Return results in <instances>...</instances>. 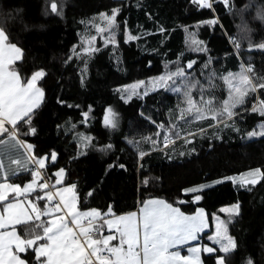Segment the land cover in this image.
<instances>
[{
    "label": "trees",
    "instance_id": "16d2710c",
    "mask_svg": "<svg viewBox=\"0 0 264 264\" xmlns=\"http://www.w3.org/2000/svg\"><path fill=\"white\" fill-rule=\"evenodd\" d=\"M256 2L260 4L264 0ZM234 3L242 8L248 0H234ZM116 7L122 11L117 15L121 28L115 43L99 42L96 52H82L89 22L100 13L110 14ZM249 11L251 14H246L242 21L222 4L216 8L225 31L241 45L237 51L229 35L219 28L197 27V21L209 18L208 11L194 10L188 0H72L62 18H45L43 0H0V26L6 27L10 41L23 50L22 61L16 62L18 72L24 76L40 68L46 72L45 78L38 82L45 90V100L36 110L38 115L33 117L37 134L20 137L34 146L33 156L46 157L44 177L54 183L55 171L64 167L65 180L77 183L80 195L96 189L93 196L83 201L86 208L106 212V206L111 204L114 212L122 215L137 211L144 199L159 198L174 203L179 197L191 201L193 194L186 195L182 191L184 187L212 182L225 175H239L256 167L264 172V137L246 136L248 131H260L257 126L264 117L258 113L244 115L241 110L242 118L237 122L240 131L236 132L217 125L210 117L197 121L194 113L178 119L180 110L187 108V104L180 94L165 88L144 96L135 95L127 103L121 99L123 86L175 71L177 62L186 67L189 60L197 62L193 65V75L204 85L205 99L210 98L209 94L219 100L226 98L227 86L219 76L238 73L249 62L253 68L248 73L250 78L264 77V50L249 47L250 42H264V20L254 10ZM125 24L131 34L141 38L125 42ZM161 24L168 29L166 35L157 31ZM194 39L204 41L210 49L208 55L216 61L210 65L216 74L211 81L214 88H208L209 70L204 69L201 75V66L208 56L193 51L197 47ZM82 70H85L83 85ZM192 95L199 101V88L193 89ZM255 95L246 98L248 108ZM89 106L91 112L85 118L81 113L88 112ZM113 106L121 118L116 129H109L103 118L105 111ZM142 112L156 124L142 117ZM209 122L216 131L208 126ZM160 123L165 127H157ZM200 128L204 129V135L199 134ZM166 131L174 142L167 151L163 143ZM176 132L179 137L174 135ZM189 132L196 133L195 138ZM78 133L93 138L89 147H84ZM143 137L155 140L156 146ZM186 139L191 144L185 143ZM108 144L112 148L101 151ZM193 146L195 151H190ZM141 150L146 153L142 159ZM52 151L58 157L55 167L48 158ZM110 164L125 167L110 169ZM20 176L25 182L31 179L30 173ZM145 180L148 182L143 183ZM235 203L240 204L241 215L228 223L229 235L238 242V248L229 257L230 264H245L249 257L254 264H264V181L252 186L251 191L223 182L203 190L200 201L174 203V206L188 215L203 208L213 226L216 214L228 222L229 215L220 210ZM210 234L211 231L204 234L202 239L207 241ZM207 256L204 253L202 259Z\"/></svg>",
    "mask_w": 264,
    "mask_h": 264
},
{
    "label": "snow or ice",
    "instance_id": "6c2138e0",
    "mask_svg": "<svg viewBox=\"0 0 264 264\" xmlns=\"http://www.w3.org/2000/svg\"><path fill=\"white\" fill-rule=\"evenodd\" d=\"M188 2L194 10L208 11L209 18L197 21V27H211L213 30L219 28L225 35L229 33L225 31V26L216 13L217 5L222 4L230 14L239 16L242 21L246 14H251L250 9L264 20V3L257 4L256 0H248L242 8L237 7L234 0H188ZM51 9L53 12L57 11L56 3L51 5ZM121 11V8L116 7L110 14H99L107 23L104 29L97 26V32L108 31V42L113 44L116 33L121 28L117 20V15ZM183 27L185 31H188L187 26ZM244 27L247 28L246 25ZM157 31L166 35L168 29L161 24L157 26ZM124 35L125 42L141 38L131 34L126 24ZM91 39L94 40L95 37ZM229 40L239 51L240 43L230 35ZM193 44L197 45L193 51L208 56L201 66V75L204 74V69H208V88H214L215 85L211 81L216 74L210 65L216 61L208 55L210 49L204 41L194 39ZM249 47L264 50V42L258 44L250 42ZM97 50L91 47L83 48L84 52ZM22 58V48L11 42L6 27L0 26V147L11 149L23 147L25 156L35 166L28 169L21 164L20 160L12 161L21 172H30L31 179L25 182V179L15 170L9 172L0 162V264H230L229 257L238 248V242L235 237L229 235L228 223L234 216L241 215L240 204L235 203L228 209L220 210L229 212V220L228 222L217 221L214 235L208 236L212 246L206 244L193 246L189 243L197 241L199 234L207 227L204 209L197 208L195 213L188 215L179 206H174V203L183 205L200 201L203 190L211 187L209 183L184 187L182 191L186 195L193 194L191 201L179 197L174 203L159 198L144 199L141 201L142 207L138 212L117 215L111 204L106 206V212L98 208H86L83 201L93 196L96 189L80 195L77 183L65 180L64 167L55 171V183L44 179L40 170L45 169L46 157L39 154L31 155L34 146L30 143L26 144L20 137L37 134L33 117L38 115L36 110L45 100V90L42 86H38V82L45 78L46 72L40 68L33 71L30 76L21 75L15 62L22 61ZM77 58H80L79 54ZM68 59L72 57L69 56ZM84 63L86 64L87 61ZM196 63V60H189L184 67L177 62L175 71L154 78L153 81L157 87L171 90L182 96L187 108L180 110L181 116L178 119L194 113V119L197 121H204L210 117L211 121L217 122V125L239 132L237 122L242 118L241 110L244 115L251 112L264 117V77L250 78L248 73L253 72L251 62L246 67L242 65L238 73L219 76V79H222L227 86V97L222 100L211 94H209L210 98H204V85L193 75V65ZM85 70H82V85L85 83L83 79ZM144 83V81H137L133 85L123 86L126 94L121 95V99L127 103L133 95H139L137 88ZM196 88L200 91L199 101L194 100L192 95L193 89ZM251 94L256 95L253 97L251 108H248L246 98ZM144 95H147L146 91ZM60 103L64 101L61 100ZM67 106L79 107V105ZM89 112H91V106L88 112H82L81 115L87 118ZM140 115L145 117L143 112ZM145 119L156 124L151 116ZM103 120L106 127L112 129L118 127L116 113L111 108L105 111ZM208 126L213 127L214 131L217 130L211 122ZM75 127L76 125L73 124L72 128L75 129ZM157 127L164 128L165 125L160 123ZM257 127L260 131H248L246 136L264 137V120ZM199 134L204 135L203 128L199 129ZM77 135L84 143V147L90 146L93 139L91 136L85 133ZM156 135L159 136V133ZM174 135L179 137L178 132ZM188 135L195 138L196 133L189 132ZM142 139L156 146L157 142L150 137ZM129 142L132 143V141ZM163 143L165 151L170 144L174 143L167 131L164 134ZM185 143L191 144V140L186 139ZM111 148L112 145L108 144L102 146L101 151ZM190 151H195V147L193 146ZM145 155L144 151L139 152L141 159ZM48 158L53 162L52 167H55L58 163L57 152L52 151ZM116 166L121 169L125 167L124 164L108 165L110 169ZM140 167L142 168L143 165ZM223 180H231L235 183L237 177L225 175L222 179L213 180L211 183L220 184ZM239 180L241 187L249 186L248 190L251 191V186L264 181V172L260 167H256L242 173ZM147 182L145 180L143 183ZM42 216L50 217V219L39 224L29 223L40 221ZM17 226H20L19 232ZM105 226L109 230L108 235L103 234ZM184 246H188L186 255L181 254ZM202 253H207L208 256L202 259ZM245 264H254V261L249 257Z\"/></svg>",
    "mask_w": 264,
    "mask_h": 264
},
{
    "label": "rangeland",
    "instance_id": "374dc122",
    "mask_svg": "<svg viewBox=\"0 0 264 264\" xmlns=\"http://www.w3.org/2000/svg\"><path fill=\"white\" fill-rule=\"evenodd\" d=\"M72 0H43V16L45 18H48V17H54V18H62L64 15H65V10H66V6L71 2ZM53 3H56L57 5V11L56 12H53L52 9H51V5ZM106 21L103 20L100 15L97 16L95 19H93V21H90L89 22V27L86 28V35L85 38L83 39V48H87V47H91L93 49H97L98 47V43L99 42H103V44H111L110 42H108V31H103V32H97V26H99L100 28L104 29L106 28ZM93 28V29H91ZM118 36V32L116 33V36H115V41H116V38ZM92 37H95L94 40H92L91 38ZM89 41H91V43L89 44ZM82 48V49H83ZM82 52H84L82 50ZM93 52H96V51H93ZM84 53H91V52H84ZM168 72H171V71H166L164 74L168 73ZM163 74V75H164ZM161 76V75H160ZM159 77V76H157ZM157 77H154V78H157ZM154 78L152 79H149L147 81H144L145 83L143 85H140L138 88H137V92L139 93V95L141 96H144V92L146 91L147 94L150 93V92H153V91H156L158 89H161V87H157L156 84L153 82L154 81ZM136 83V82H135ZM133 83V84H135ZM131 84V85H133ZM126 92H125V89L123 88L122 91H121V95H125ZM135 96V95H133ZM132 96V97H133ZM131 97V98H132ZM114 113H116V119L118 121V126H119V123H120V114L119 112L117 111L116 107L113 106V107H110ZM105 125V124H104ZM109 129H112L110 127H107ZM256 137V136H255ZM109 150H105L103 152H108ZM248 172V171H247ZM246 173V172H245ZM241 174L239 175H234L235 177H237V180L235 183H233V181L231 180H223V182H231L234 187L236 188H239V189H247L249 186H244V187H241L240 186V180H239V177H240ZM209 184H211V187L214 186V185H218V184H212L211 182H208ZM252 187V186H251ZM210 188V187H209ZM205 190V189H204ZM224 209H228L230 208V206H226V207H223ZM222 209V208H221ZM205 213V211H204ZM222 214H225V215H230L229 212H222ZM127 214V213H126ZM214 219H215V223H217L218 220H223L221 215L220 214H216L214 215ZM224 221V220H223ZM214 225V223H213ZM107 228V227H106ZM215 231H216V224H215ZM103 234L104 235H108L109 234V230L107 229V234H105V232L103 231ZM204 235V234H203ZM202 235V236H203ZM208 238V237H206ZM203 243H201L202 245ZM181 254L182 255H186L187 254V249L185 251H181Z\"/></svg>",
    "mask_w": 264,
    "mask_h": 264
},
{
    "label": "crops",
    "instance_id": "0c3cea01",
    "mask_svg": "<svg viewBox=\"0 0 264 264\" xmlns=\"http://www.w3.org/2000/svg\"><path fill=\"white\" fill-rule=\"evenodd\" d=\"M18 62V61H17ZM16 63V62H15ZM44 102V101H43ZM43 102H42V104H43ZM41 104V105H42ZM31 155H32V153H31ZM16 159H18V160H20V162H21V164H23L25 167H27L28 169H32V168H34L35 166L31 163V161L30 160H28L27 159V157L25 156V154H24V148L23 147H18L17 149H11V148H3V147H0V162H2L3 163V165H4V167L9 171V172H12V171H16L17 172V174L18 175H23V174H27V173H30V172H21L20 171V169L18 168V166L17 165H15V164H13L12 163V161L13 160H16ZM41 171V173H42V176L44 177V174H43V171L42 170H40ZM44 179H46L45 177H44ZM27 182V181H26ZM55 183V182H54ZM61 186H63V185H61ZM41 194H43V193H41ZM33 199H34V197H32ZM142 207V206H141ZM139 211V209L137 210V211H135V212H138ZM205 218H206V220H207V227L203 230V232H201L200 234H199V238H198V240L197 241H191V242H189L190 243V245H197V244H201V243H203L202 245H204V244H206V245H208V246H212V242L211 241H209L208 240V238L206 239L207 241H208V243H207V241H205L204 239H202V235L203 234H206V233H208V232H210L211 231V234L209 235V236H211V235H214V233H215V219H214V216H213V223H214V225L213 226H211V224H210V222H209V219H208V216H207V213L205 212ZM48 219H50V217H44V216H42L41 217V220L40 221H30L29 223H36V224H39V223H42V222H46ZM212 227H213V229H212ZM17 230H18V232L20 231V226H17ZM104 232H105V234H107V228H106V226H105V228H104ZM187 247L188 246H184L182 249H181V251H185L186 249H187ZM203 254L204 253H202V256H203ZM207 254V253H206Z\"/></svg>",
    "mask_w": 264,
    "mask_h": 264
}]
</instances>
